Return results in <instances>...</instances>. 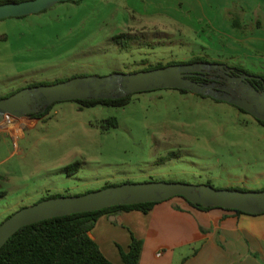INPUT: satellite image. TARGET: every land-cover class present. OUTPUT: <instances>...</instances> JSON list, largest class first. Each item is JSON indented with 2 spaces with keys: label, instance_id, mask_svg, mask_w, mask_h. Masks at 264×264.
<instances>
[{
  "label": "rangeland",
  "instance_id": "obj_1",
  "mask_svg": "<svg viewBox=\"0 0 264 264\" xmlns=\"http://www.w3.org/2000/svg\"><path fill=\"white\" fill-rule=\"evenodd\" d=\"M127 6V0L61 1L0 19V99L74 77L185 61L201 46L211 48L193 33L161 26L167 18H132ZM208 52L205 58L227 56ZM256 64L247 61L244 69L262 73ZM80 100L53 102L44 116L1 128L0 223L44 196H75L107 184L264 187V126L233 104L174 88L134 92L123 105ZM73 162L80 167L67 173Z\"/></svg>",
  "mask_w": 264,
  "mask_h": 264
},
{
  "label": "crops",
  "instance_id": "obj_2",
  "mask_svg": "<svg viewBox=\"0 0 264 264\" xmlns=\"http://www.w3.org/2000/svg\"><path fill=\"white\" fill-rule=\"evenodd\" d=\"M127 5L132 18H167L161 26L193 33L211 47L201 46L185 61L214 49L227 56L207 61L243 69L255 61L262 73L249 72L264 76V0H127ZM89 235L114 264H123L120 251L128 250L132 237L141 241L137 264H264V212L202 210L181 197L157 202L147 212L107 211Z\"/></svg>",
  "mask_w": 264,
  "mask_h": 264
},
{
  "label": "water",
  "instance_id": "obj_3",
  "mask_svg": "<svg viewBox=\"0 0 264 264\" xmlns=\"http://www.w3.org/2000/svg\"><path fill=\"white\" fill-rule=\"evenodd\" d=\"M61 1L78 0L8 1L0 3V19L38 13ZM222 69H225V64L195 61L106 76L74 77L54 84L26 87L0 99V129L11 121L43 111L56 101L118 99L134 92L158 88H174L209 96L233 104L256 120L264 121L263 78L242 73L238 80L246 84L247 88L243 93H235L230 87H215L213 83H199L187 77ZM250 80H260L263 89L253 87ZM175 196L203 207L234 209L246 214L264 212V190L220 189L209 184L184 182H125L75 196L44 198L18 209L0 223V248L18 229L41 220L114 205L160 202Z\"/></svg>",
  "mask_w": 264,
  "mask_h": 264
},
{
  "label": "trees",
  "instance_id": "obj_4",
  "mask_svg": "<svg viewBox=\"0 0 264 264\" xmlns=\"http://www.w3.org/2000/svg\"><path fill=\"white\" fill-rule=\"evenodd\" d=\"M8 1L20 0H0V3ZM76 2V1H72ZM123 34L115 35L114 38H120ZM209 62L205 58L195 57L188 61H169L165 64L156 63L147 68H159L166 65L186 63V62ZM238 68V67H236ZM138 69V70H147ZM243 72L251 73L245 69ZM136 70V71H138ZM264 79L263 75H257ZM190 79L200 82L198 78L189 77ZM259 90L263 89V84L260 80ZM186 91V90H181ZM130 95L118 99H87L80 100L86 105L95 104H112L123 105L128 102ZM43 111L31 114V117L37 118L44 116L49 107ZM240 109V108H239ZM243 111L242 109H240ZM30 116V115H29ZM259 124L264 126V121L256 120ZM112 125L116 126L114 118L110 120ZM17 123V122H16ZM80 167L78 162H73L65 167L67 173L75 172ZM107 184L104 187L110 186ZM228 189L248 190L245 187H229ZM264 190V188L260 189ZM89 192V191H86ZM59 195H48L41 199L48 197H55ZM181 197V196H175ZM183 198V197H181ZM184 199V198H183ZM157 202H146L130 205H114L100 210L73 213L63 216H57L41 220L35 223L25 225L18 229L0 248V264H114L112 263L100 250L97 243L90 237L89 232L93 228L98 217L103 213L111 210H131L136 209L142 212H147ZM189 204H191L189 202ZM198 209L207 210L212 207H203L201 205H193ZM233 210L237 213H243L239 210ZM141 251V241L132 237L127 251H120L123 264H137Z\"/></svg>",
  "mask_w": 264,
  "mask_h": 264
},
{
  "label": "flooded vegetation",
  "instance_id": "obj_5",
  "mask_svg": "<svg viewBox=\"0 0 264 264\" xmlns=\"http://www.w3.org/2000/svg\"><path fill=\"white\" fill-rule=\"evenodd\" d=\"M211 62V61H209ZM216 63H221L217 62ZM225 64V63H222ZM243 72L239 68H236L235 66H231L228 64H225V69L222 70H211L209 73H201V74H193L188 75L187 77H194L199 79V83H213L215 87H230L229 89L234 91L235 93H243L244 90H246V84H242L241 81L238 80L239 76ZM217 78V79H215ZM257 80H250V83L253 87L257 88L259 90V84L256 83ZM229 90V91H230ZM33 114V113H32ZM30 115V116H29ZM26 116L27 118H31V114ZM1 130V129H0Z\"/></svg>",
  "mask_w": 264,
  "mask_h": 264
},
{
  "label": "bare ground",
  "instance_id": "obj_6",
  "mask_svg": "<svg viewBox=\"0 0 264 264\" xmlns=\"http://www.w3.org/2000/svg\"><path fill=\"white\" fill-rule=\"evenodd\" d=\"M16 122H17V120L11 121V122H9V124L6 127H9V126L13 125Z\"/></svg>",
  "mask_w": 264,
  "mask_h": 264
}]
</instances>
